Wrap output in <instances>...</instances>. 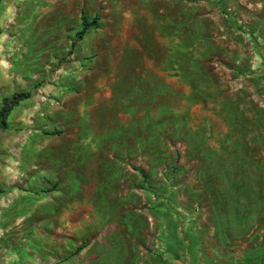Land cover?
Wrapping results in <instances>:
<instances>
[{
	"label": "rangeland",
	"instance_id": "obj_1",
	"mask_svg": "<svg viewBox=\"0 0 264 264\" xmlns=\"http://www.w3.org/2000/svg\"><path fill=\"white\" fill-rule=\"evenodd\" d=\"M0 46V264H264V0H0Z\"/></svg>",
	"mask_w": 264,
	"mask_h": 264
},
{
	"label": "trees",
	"instance_id": "obj_2",
	"mask_svg": "<svg viewBox=\"0 0 264 264\" xmlns=\"http://www.w3.org/2000/svg\"><path fill=\"white\" fill-rule=\"evenodd\" d=\"M82 20L84 28L82 30V33L88 28L90 25V22L88 21L87 16L85 13L82 14ZM31 95V92H23V93H17L13 95L10 98H6L3 102L2 107L0 108V128H6L7 127V118L9 113L12 111V109L19 104V102L23 99L28 98ZM79 250L82 248H78Z\"/></svg>",
	"mask_w": 264,
	"mask_h": 264
},
{
	"label": "crops",
	"instance_id": "obj_3",
	"mask_svg": "<svg viewBox=\"0 0 264 264\" xmlns=\"http://www.w3.org/2000/svg\"><path fill=\"white\" fill-rule=\"evenodd\" d=\"M1 58H4L2 54H0V87L8 85L12 79L17 78V76L14 73H11L12 71L11 66L5 65L4 61L1 60Z\"/></svg>",
	"mask_w": 264,
	"mask_h": 264
}]
</instances>
